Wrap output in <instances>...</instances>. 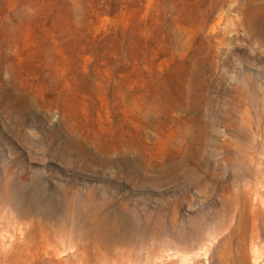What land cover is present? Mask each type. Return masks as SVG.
Returning a JSON list of instances; mask_svg holds the SVG:
<instances>
[{
  "label": "rangeland",
  "instance_id": "rangeland-1",
  "mask_svg": "<svg viewBox=\"0 0 264 264\" xmlns=\"http://www.w3.org/2000/svg\"><path fill=\"white\" fill-rule=\"evenodd\" d=\"M0 202L22 264H264V0H0Z\"/></svg>",
  "mask_w": 264,
  "mask_h": 264
},
{
  "label": "trees",
  "instance_id": "trees-1",
  "mask_svg": "<svg viewBox=\"0 0 264 264\" xmlns=\"http://www.w3.org/2000/svg\"><path fill=\"white\" fill-rule=\"evenodd\" d=\"M53 1V0H52ZM47 12L55 13L57 5L54 2L48 4ZM53 17L48 18L50 23ZM54 25V24H53ZM53 31L60 38L65 39L67 45H75L87 47L91 49L99 58L106 60L110 65H125L132 62L133 55L126 48L129 44L128 36L122 34L117 35L115 46L110 41L113 38L110 32L97 31V27L93 24V20L87 17L76 21L71 12L56 22ZM124 42V51H116ZM110 43V44H109Z\"/></svg>",
  "mask_w": 264,
  "mask_h": 264
},
{
  "label": "bare ground",
  "instance_id": "bare-ground-1",
  "mask_svg": "<svg viewBox=\"0 0 264 264\" xmlns=\"http://www.w3.org/2000/svg\"><path fill=\"white\" fill-rule=\"evenodd\" d=\"M0 203H2V202H0ZM5 204H3V205L6 206ZM3 208H6V207H3ZM263 208H264V204H263ZM5 211H6V209H5ZM10 211L13 212V210H10ZM2 213L3 212L0 209V220H1V215H3ZM4 216H6V215H4ZM4 218L5 217H3V219ZM6 218H8V217L6 216ZM250 218L252 220H260L261 223L264 225V216L262 214H260L258 212L257 213H251ZM1 225H0V264H2L3 262H8L9 264H22L23 260L26 261V257L29 253V248L21 246L20 235L18 234L17 227L15 224H12L13 230L10 232L11 234H9L10 235L9 238H11L10 241L5 242L3 239L4 233L2 234ZM263 246H264V244H263ZM223 260H224L223 264H249V256L245 250H243L241 252V254H239L237 256H234L233 254L226 255V257L223 258ZM27 264H29V262H27Z\"/></svg>",
  "mask_w": 264,
  "mask_h": 264
}]
</instances>
